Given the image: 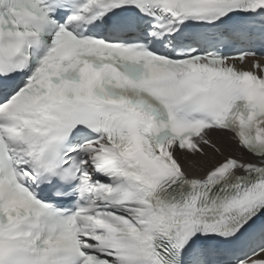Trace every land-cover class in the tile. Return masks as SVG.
I'll use <instances>...</instances> for the list:
<instances>
[{"label":"snow or ice","instance_id":"obj_1","mask_svg":"<svg viewBox=\"0 0 264 264\" xmlns=\"http://www.w3.org/2000/svg\"><path fill=\"white\" fill-rule=\"evenodd\" d=\"M0 264H264V0H0Z\"/></svg>","mask_w":264,"mask_h":264}]
</instances>
